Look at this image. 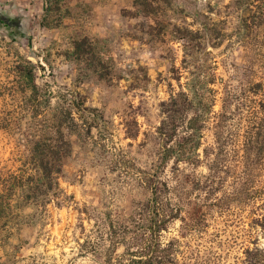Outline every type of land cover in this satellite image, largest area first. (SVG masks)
Listing matches in <instances>:
<instances>
[{
	"label": "rangeland",
	"instance_id": "374dc122",
	"mask_svg": "<svg viewBox=\"0 0 264 264\" xmlns=\"http://www.w3.org/2000/svg\"><path fill=\"white\" fill-rule=\"evenodd\" d=\"M45 5L0 0V174L28 165L50 111L68 107L78 95L95 113L82 118L73 111L74 123L65 127L72 151L59 180L61 206H48L42 219L25 207L18 220L0 227V264H106L107 257L125 264L124 243L113 245L110 238L117 234L122 241L123 225L150 198L143 171L151 170L159 151L160 104L178 90L177 71L183 85L192 66L183 37L191 32L203 44L202 33L213 34L206 47L223 78L244 62L259 70L264 45L244 49L237 43L238 0H60L49 14ZM82 38L103 62L99 73L70 56ZM23 65L34 70L36 100L17 73ZM132 131L134 140L126 138ZM224 151L223 185L212 194L192 190L188 168L177 177L181 214L203 213L205 223L194 231L179 221L168 224L162 240L177 239L181 252L168 264H243L245 249L255 243L264 249V231L252 221L264 214V193L235 191L239 178L264 182V173H244L240 144ZM257 153L252 150L251 158ZM169 171L165 178L175 186ZM195 172L207 174L204 166Z\"/></svg>",
	"mask_w": 264,
	"mask_h": 264
},
{
	"label": "trees",
	"instance_id": "16d2710c",
	"mask_svg": "<svg viewBox=\"0 0 264 264\" xmlns=\"http://www.w3.org/2000/svg\"><path fill=\"white\" fill-rule=\"evenodd\" d=\"M45 3L44 12L49 14L59 9L60 0H45ZM238 5L241 13L235 30L237 43L244 49L249 45L263 46L264 0H238ZM212 35L204 31L200 37L203 44L191 32L183 37L185 58L190 59L192 66L187 69L188 76L183 85L179 83L181 72L177 71L178 90H172L168 99L160 104L161 120L155 129L159 151L151 170L143 171L150 198L123 225L122 241L117 234L110 238L113 245L124 243L122 256L127 257L125 264H168L181 253L177 239L162 240L168 224L179 221L182 229L191 227L193 231L204 225L203 213L198 212L200 214L188 218L183 216V199L174 195L180 186L177 177L186 168L191 173L189 184L192 190L204 195L212 194L223 185L220 172L226 158L225 146L240 144L244 173L250 172L251 168L264 173V158L260 157L264 152L263 56L257 54L259 70L255 71L250 62H244L233 65L234 71L226 78L220 77L215 66L210 64L211 53L206 47L209 41L213 45ZM70 56L78 64L89 63L93 67L89 69L96 73L104 67L87 38L73 42ZM17 73L25 80L32 99L36 100L39 90L33 68L18 66ZM73 111L82 118L95 113V110L84 107L78 95L68 107L50 111L45 116L44 134L32 144L28 165L17 172L0 174L2 229L18 220V211L25 207L32 206L34 214L42 219L48 206H61L63 199L59 180L64 162L72 151L65 129L74 123ZM91 128L93 126L87 129L88 135ZM136 135L133 131L126 132L129 139L134 140ZM252 150L258 152L255 160L251 158ZM167 166L175 186L165 178ZM201 166L206 168L207 174L195 172ZM257 180L246 176L234 181L238 184L236 193L255 197L264 193V182ZM254 215L252 221L256 229L264 231V214ZM110 231H113L112 226ZM105 263L114 264V258L107 257ZM243 264H264V249L256 243L245 249Z\"/></svg>",
	"mask_w": 264,
	"mask_h": 264
}]
</instances>
